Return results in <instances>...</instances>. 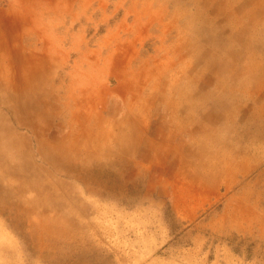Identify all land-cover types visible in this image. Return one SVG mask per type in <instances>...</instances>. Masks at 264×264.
<instances>
[{"label": "rangeland", "instance_id": "1", "mask_svg": "<svg viewBox=\"0 0 264 264\" xmlns=\"http://www.w3.org/2000/svg\"><path fill=\"white\" fill-rule=\"evenodd\" d=\"M251 36L264 39V0H0V97L27 105L23 121L68 166L43 161L33 132L0 105V186L15 197L0 209V264H264V137L252 132L264 117H249L264 82L257 102L247 93L242 109L220 106L221 81L236 82L219 68L237 64L245 77L229 50ZM190 40L181 59L177 44ZM45 59L50 74L33 76ZM140 71L146 113L122 99L137 97L126 82ZM171 73L198 90L194 125L177 132L179 102L158 89ZM208 111L218 117L202 119ZM131 117L167 148L143 157ZM103 168L111 176H84Z\"/></svg>", "mask_w": 264, "mask_h": 264}, {"label": "bare ground", "instance_id": "2", "mask_svg": "<svg viewBox=\"0 0 264 264\" xmlns=\"http://www.w3.org/2000/svg\"><path fill=\"white\" fill-rule=\"evenodd\" d=\"M177 12V11H176ZM209 20V19H208ZM192 22V21H191ZM208 23V22H207ZM236 24V22L234 23ZM188 25V24H187ZM206 25V24H205ZM210 25V24H209ZM212 25V24H211ZM185 26V25H184ZM182 27V26H181ZM183 28V27H182ZM181 28V29H182ZM180 29V28H179ZM186 29V28H185ZM206 32V31H205ZM184 32H179L178 34V38L180 39V37L183 35ZM188 40V39H187ZM189 44H185L183 45L182 43L178 42L177 44V50H175V52H177V55H180V58L182 59L184 54H183V50L185 51H188V52H193L194 53V42L192 43L191 40L188 41ZM232 47V44L231 46ZM230 54H231V57L233 59H235V61H237V63L239 62V60L243 57V68H244V71H245V77L241 76V74L239 73V69H238V65L237 64H234V63H229L227 65H225V67H222L220 68V70H228L229 69V72L232 76V79L233 81H235L236 83L235 84H229V88L227 87L224 88V82L222 81L221 83V86H223V89L221 90L222 93H227V99H228V103H223L221 104L220 103V106L221 107H225V108H228V109H232V108H235L237 107V105L240 103V107L239 109H242V107L244 106V104L246 102H248L246 99H248L250 96V93L252 94L251 98H253L252 100L254 102H257L258 101V98L256 96H254L255 94L258 95V92L256 90L257 87H259L263 82H264V39H260L259 41V37L258 38H255L253 36H251V38L247 39V41L245 42V45L242 49V51H238L236 49H230ZM174 53V52H173ZM50 55V54H48ZM179 58V57H178ZM35 61V60H34ZM54 61L55 60H50V59H45L43 61H41V63H39L38 65H36V69L34 70L33 72V76L35 77H40V78H44L46 76H48L50 74V71H51V68L54 64ZM14 62V61H13ZM38 62V61H37ZM77 62V61H76ZM109 62H107L108 64ZM194 63V62H193ZM213 63V62H211ZM78 65V64H77ZM168 65V64H167ZM76 66V65H75ZM22 67V66H21ZM79 68V67H78ZM31 69V68H30ZM29 69V70H30ZM33 69V68H32ZM17 70V69H16ZM120 71L121 74L124 73V70H118ZM185 71V70H184ZM166 74V73H165ZM20 75V74H19ZM18 75V76H19ZM125 75V74H123ZM165 76V75H164ZM191 76V75H190ZM32 78V77H31ZM168 81L165 80V89H167L165 91V96L167 97L168 95H170V99L175 101L177 100L179 103L177 104L178 106L175 107V110H174V115L171 116L170 118V121L171 120H174L175 123L177 122L178 119H180V114L178 112L181 111V104L183 102L182 99H186L187 97L186 96H192L193 93L191 92H188L186 90H184L182 92V90L179 91V94L181 95V97H178V98H175V90L178 86V79L179 77L176 75V73H171L168 75ZM233 78H236V79H233ZM2 80V79H1ZM134 80V79H133ZM132 80V81H133ZM164 80V79H163ZM162 80V81H163ZM222 80V79H221ZM230 80V81H231ZM18 81V80H17ZM220 81V80H219ZM28 82V81H27ZM190 82V81H189ZM23 84V83H22ZM35 84V83H34ZM133 83H131L132 85ZM120 86H118L119 88H116V90L122 95V81L121 83L119 84ZM226 85V84H225ZM219 86V87H221ZM217 87V86H216ZM231 87V89H230ZM24 88V87H23ZM35 88V87H34ZM182 88V87H181ZM68 89V88H67ZM156 88H152V90H154ZM187 89V88H185ZM217 89V88H216ZM190 91V90H189ZM218 91V90H217ZM20 92V91H19ZM215 92V91H214ZM247 93L249 95H247ZM68 94V93H67ZM66 94V95H67ZM126 94V93H125ZM191 94V95H190ZM200 94V93H199ZM179 95V96H180ZM212 95V94H211ZM20 96V95H19ZM78 96V95H76ZM127 96V95H126ZM196 96V95H195ZM198 96V95H197ZM201 96V95H200ZM69 97V96H68ZM197 98V97H196ZM62 99V98H61ZM122 99H126L125 97L122 96ZM199 99V97H198ZM208 99V98H207ZM26 100V99H25ZM64 100V99H63ZM9 101H13V106H10L9 105ZM65 101V100H64ZM125 101V100H124ZM198 101V100H197ZM21 101H16V96L15 97H0V105L1 106H5V107H8L9 110L11 111V113L13 114V116L17 119L18 123L20 125H23V124H26V128L33 132L34 134V137L36 138V144H37V147H38V154H40L41 158L43 161H45L47 164H51V165H55L57 168H68L67 164L65 163L64 165L62 166H57L56 163H55V158L53 157L54 154L51 152V149L47 147V143L44 141H41V136L39 137V133L37 132V127L35 125V121L34 120H31V118H27V122L25 123L23 120V117L21 115H23V112H22V108L25 110L26 108V104H23V106H20ZM23 102V101H22ZM145 102H150L149 99H146V101H142V105H146ZM187 102V101H186ZM193 102V101H192ZM80 102L78 100H76V103L75 105H79ZM202 104V103H200ZM61 105V104H60ZM68 105V104H67ZM132 105V104H131ZM189 105V104H188ZM57 107V106H56ZM62 108V107H61ZM72 109V108H71ZM122 109V108H121ZM131 109V108H130ZM188 110H190L189 112H187V117H192V114L194 115V106L191 105L189 108H187ZM69 110V109H68ZM128 110V109H127ZM218 111V110H217ZM217 111H208L206 113H201V118H209L210 120L218 117V112ZM29 112V111H28ZM69 112V111H68ZM102 112V111H101ZM35 113V112H34ZM66 113V112H65ZM71 113V112H70ZM136 113V112H134ZM138 114V113H137ZM128 115V114H127ZM131 115V114H130ZM136 115V114H135ZM103 116V115H102ZM137 116V115H136ZM144 116V115H142ZM64 117V116H63ZM78 117V112L73 110L72 111V120H75L76 118ZM138 117V116H137ZM140 117V116H139ZM145 117V116H144ZM249 117H252V118H256V117H264V103L262 105H259V107L257 106V108H255L251 115H249ZM132 118V117H131ZM130 118V119H131ZM146 118V117H145ZM139 119V118H138ZM102 120V119H101ZM56 121V120H55ZM200 121V120H199ZM172 122V121H171ZM167 125V121H163L162 122V125L161 126H164L166 127ZM178 125V124H177ZM45 127V126H43ZM77 127V126H76ZM79 127V126H78ZM90 127V126H89ZM143 127V126H142ZM73 128V127H72ZM82 128V127H81ZM42 129V128H41ZM79 129V128H78ZM95 129V128H93ZM139 129V128H138ZM176 129V128H175ZM43 130V129H42ZM81 130V129H80ZM178 130V129H177ZM191 130V129H190ZM9 131L11 134H13L14 132L12 131L11 127H6V132ZM67 131V130H66ZM88 131V130H87ZM91 131V130H90ZM136 131V130H135ZM174 131V129H173ZM207 131V130H206ZM44 132V131H42ZM72 132V131H71ZM159 132V131H158ZM253 135H258V136H262L264 137V125L262 124L259 128H256V130L252 131ZM8 133V132H7ZM54 133V132H53ZM92 133V132H91ZM204 133V132H203ZM139 134V133H138ZM188 134V133H187ZM116 135V134H115ZM153 135H156V134H153ZM189 135V134H188ZM62 136V135H61ZM117 136V135H116ZM18 139H21L20 137H23L22 135L21 136H17ZM47 137V136H46ZM130 137V136H129ZM253 137V136H252ZM48 138V137H47ZM255 138V137H254ZM60 139V138H59ZM132 140V139H131ZM130 140V141H131ZM151 141V140H150ZM150 141H147L146 145L147 146H151V147H154L152 150L153 152L155 153L156 150H162L163 148H167V145L164 146V147H159V146H155L154 144H152ZM194 142V141H193ZM138 144V142H136ZM166 143H169L168 140H166ZM252 144V143H251ZM77 145V144H76ZM75 145V146H76ZM194 144L192 143V146ZM80 146V145H79ZM79 146L77 145V147L79 148ZM156 147V148H155ZM58 148V147H57ZM63 148V147H62ZM67 148V147H66ZM72 148V147H71ZM59 149V148H58ZM142 150L141 152V155L143 157H148L149 154H146L147 151H152V150H149L147 148H144V149H140ZM72 151V150H71ZM83 152V151H81ZM93 152V151H92ZM139 152V151H138ZM88 153V152H87ZM126 154V153H125ZM139 154V153H138ZM194 155V154H193ZM39 156V155H38ZM155 156H157L156 154H154L153 156H151V158L153 159V157L155 158ZM123 158V157H121ZM2 161V160H1ZM36 163V162H34ZM97 164V163H96ZM101 164V162H100ZM98 166V165H96ZM75 169V168H74ZM97 169V168H96ZM63 170V169H62ZM82 172V171H81ZM122 172V171H121ZM116 173V172H115ZM79 174V173H77ZM84 176L86 178H89V177H94V179H97L99 177L101 178H107L108 176H111V173H109L107 170H87L84 174ZM124 176V175H123ZM81 177V175H80ZM116 177V176H115ZM122 177V175H121ZM125 178V177H124ZM122 179V178H121ZM84 181V180H83ZM117 181H119L117 179ZM102 182V181H101ZM107 182V181H106ZM99 183V181H98ZM103 184V183H102ZM108 184V182H107ZM110 184V183H109ZM5 186V185H4ZM3 186V187H4ZM103 186V185H102ZM116 186V185H114ZM14 188V187H13ZM4 189V188H3ZM2 187L0 186V209L1 210H7L8 208H11V205L14 204L15 202V197L12 199V197L10 195H6L5 192L3 191ZM36 190V189H35ZM18 191V190H17ZM27 191V190H26ZM38 192V191H37ZM38 197V196H37ZM19 201V200H18ZM17 201V202H18ZM23 203V202H22ZM20 211H15V214L17 215L16 218H17V225H20L21 224V220L23 218V214H22V210L19 208ZM32 210V209H31ZM3 211V212H4ZM30 212V211H29ZM6 213V212H5Z\"/></svg>", "mask_w": 264, "mask_h": 264}, {"label": "crops", "instance_id": "3", "mask_svg": "<svg viewBox=\"0 0 264 264\" xmlns=\"http://www.w3.org/2000/svg\"><path fill=\"white\" fill-rule=\"evenodd\" d=\"M177 11V10H176ZM259 36V35H258ZM258 36H255L256 38H258ZM220 69V68H219ZM184 71V70H183ZM182 71V72H183ZM188 72V71H187ZM129 73L130 72H128L127 71V76H129ZM152 73V72H151ZM136 74H139V75H136ZM135 74V72L134 73H132V75L129 77V81L128 82H126V85L127 86H132L133 87V92H137L138 93V95H137V97H135V95H133L132 97H130V95L129 96H126V99H123V103H127V106L130 108V107H132V108H134L135 106L139 109V111H140V108L141 109H144V111H145V113H146V105H142V102H141V94L143 93V91H144V89H143V82H142V77H143V73L140 71V72H138V73H136ZM156 74V73H155ZM182 74V73H181ZM148 75V78H149V80H150V74H147ZM150 75V76H149ZM177 75V74H176ZM121 76V75H120ZM134 79V80H133ZM191 79H192V81L194 82V77H191ZM133 80V81H132ZM225 80L226 79H223L222 81H224L225 82ZM122 81V80H121ZM222 81H221V83H222ZM131 82L134 84V85H131ZM143 83V84H142ZM220 83V84H221ZM136 84V85H135ZM165 86V85H164ZM164 86H162V87H159L158 89H160L161 88V92H163V91H166L167 89H165V87ZM182 87V88H181ZM185 88H187V89H185ZM177 90H182V92L184 91V90H186L187 92H191V93H193L192 94V96H191V99H188V96H186L187 98L186 99H182L183 100V102L181 103V111L180 112H178L179 114H180V119H178V120H180V122H171V121H169V124L170 123H173V125L175 124V128L176 129H174V131L175 132H177V129L179 130V129H182V128H186L187 126L189 127L190 125H194V115L192 114V117H187V112H189L190 110H188L187 108H189L191 105H193L194 106V94L197 92L198 93V90L196 89V91H194V85L192 84V85H188V84H185V85H178L177 86V88H176V90L175 91H177ZM190 90V91H189ZM168 91V90H167ZM197 98L195 99L196 100V102H197V100H198V96H196ZM125 100V101H124ZM187 101V102H186ZM193 101V102H192ZM169 103V102H168ZM132 104V105H131ZM189 104V105H188ZM169 105V104H168ZM182 109H185V111H183L182 112ZM194 110V109H193ZM140 120L142 121V123H145L146 122V120H144V119H134V118H132V119H129V120H127L128 121V124H130V126L131 125H134V127H137V130L136 131H134L133 133H132V137L133 138H139V139H143V140H145L146 141V143H147V141H150V140H152L153 139V137L151 136L150 138L148 137V136H146V131H145V129L141 126V125H139L140 124ZM219 120V119H218ZM217 123H219V122H217ZM168 124V125H169ZM178 124V125H177ZM133 127V126H132ZM139 128V129H138ZM174 131H172V132H174ZM138 133H140V134H143L142 136L139 134V135H137ZM136 134V135H135ZM189 137H190V139L192 140V143H193V141H194V134H192V135H188ZM153 140H155V139H153ZM166 140V139H165ZM151 142V141H150ZM164 145V144H163ZM163 145H159V147L161 148V147H163ZM212 146H213V144H212ZM144 148H147V149H149L150 150V148H151V146H147V145H145L144 146ZM143 148V149H144ZM212 151V150H211ZM214 154V153H213Z\"/></svg>", "mask_w": 264, "mask_h": 264}]
</instances>
